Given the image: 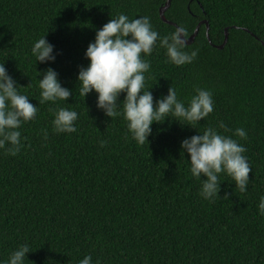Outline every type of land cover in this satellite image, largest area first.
Wrapping results in <instances>:
<instances>
[{
	"label": "trees",
	"instance_id": "trees-1",
	"mask_svg": "<svg viewBox=\"0 0 264 264\" xmlns=\"http://www.w3.org/2000/svg\"><path fill=\"white\" fill-rule=\"evenodd\" d=\"M165 2L0 0V64L38 107L19 129V152L0 148V261L27 243L25 264H78L85 255L92 264H264L257 207L264 196V0H171L165 17L176 25L160 17ZM120 13L150 17L161 37L182 24L188 38L200 24L186 46L198 50L190 64L167 62L157 42L145 58L151 65L145 86L154 102L171 86L185 102L194 87L211 91L213 112L197 129L228 136L245 130L246 139L233 136L252 169L245 192L221 174L213 202L199 195L202 181L190 174L189 154H181V141L201 134L196 128L170 118L154 122L141 146L121 116L96 107L95 92L78 94L88 44ZM44 35L58 54L55 62L36 64L31 48ZM49 67L72 90L67 101L39 104V72ZM57 107L78 113L76 132L53 130ZM221 121L229 131L217 127Z\"/></svg>",
	"mask_w": 264,
	"mask_h": 264
},
{
	"label": "clouds",
	"instance_id": "clouds-1",
	"mask_svg": "<svg viewBox=\"0 0 264 264\" xmlns=\"http://www.w3.org/2000/svg\"><path fill=\"white\" fill-rule=\"evenodd\" d=\"M96 30L95 38L85 51L89 63L81 66L77 75L78 94L85 97L95 92L96 107L112 119L121 116L126 128L136 144L144 145L152 133L154 122L162 123L170 118L181 126L188 125L197 129L202 119L213 112V98L209 90L194 87V92L187 102L177 98L176 90L171 86L167 95L156 99L150 88H146L145 73H150V62L145 59L153 53L154 47L164 49L167 62L179 67L190 64L198 55V50H186L188 43L187 30L181 24L168 35L160 36L153 28L151 18L138 16L130 19L120 13ZM54 45L46 36L33 42L31 55L36 64L55 62ZM39 104L67 101L73 95L72 90L62 86L58 73L49 67L39 72ZM164 77V76H163ZM124 98L118 104V98ZM28 95L18 91L16 81L9 75L4 63L0 64V148L8 145L7 152L15 156L21 144L22 124L33 120L38 107L29 102ZM119 109V110H118ZM52 120L56 133H74L78 113L65 107H57ZM218 128L229 131L223 121ZM198 130V129H197ZM199 133H201L198 130ZM233 136L246 139V132L236 128ZM223 135L216 128H206L203 133L186 137L181 141V154H189L187 159L192 177L201 180L199 195L213 202L220 192L221 174L231 178L240 192L247 190L249 172L252 170L243 153L245 147ZM47 139V130L44 131ZM106 141H100L101 147ZM206 179H201V176ZM259 214L264 216V196L257 205ZM31 251L27 243L12 250L6 261L0 264H25L27 254ZM78 264H92L91 255H85Z\"/></svg>",
	"mask_w": 264,
	"mask_h": 264
},
{
	"label": "water",
	"instance_id": "water-1",
	"mask_svg": "<svg viewBox=\"0 0 264 264\" xmlns=\"http://www.w3.org/2000/svg\"><path fill=\"white\" fill-rule=\"evenodd\" d=\"M170 4H171V0H166V2H165V4L160 8V17H161V19L163 20V21H165V22H167V23H170V24H173V25H176L175 23H173L172 21H170V20H168L166 17H165V11L167 10V8L170 6ZM203 22H205L207 25H208V22L207 21H203ZM200 25V24H199ZM199 25L196 27V30H195V32L191 35V36H189L188 38H187V40H188V43L187 44H190V43H192L193 42V40H194V38H195V36H196V34H197V32H198V29H199ZM208 36V38H209V35H207ZM227 39H228V31H227V29L225 30V39H224V42H223V44H221V45H219L218 47H223V45L226 43V41H227Z\"/></svg>",
	"mask_w": 264,
	"mask_h": 264
}]
</instances>
